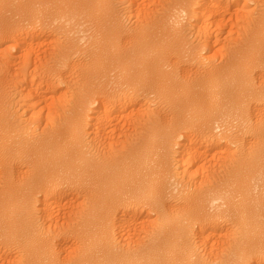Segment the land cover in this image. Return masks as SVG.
<instances>
[{
	"label": "bare ground",
	"instance_id": "1",
	"mask_svg": "<svg viewBox=\"0 0 264 264\" xmlns=\"http://www.w3.org/2000/svg\"><path fill=\"white\" fill-rule=\"evenodd\" d=\"M248 1L0 0V264H264Z\"/></svg>",
	"mask_w": 264,
	"mask_h": 264
},
{
	"label": "rangeland",
	"instance_id": "2",
	"mask_svg": "<svg viewBox=\"0 0 264 264\" xmlns=\"http://www.w3.org/2000/svg\"><path fill=\"white\" fill-rule=\"evenodd\" d=\"M238 1H240V3L242 2L244 5L241 3V4L239 5L240 8H238V6H237V8L234 9V10H236L235 12H240V11H242V13L240 12L241 14H244V12H245V14H246L247 11H248V13H250V12H252V10H253V12L258 10V8L255 10L256 7H254V6H256L255 4H257V3H253V1H248V2H250V3H248V4L245 3V0H243V1H242V0H238ZM257 5H258V4H257ZM249 6H251V7H249ZM257 7H258V6H257ZM244 9H245V10H244ZM237 10H238V11H237ZM239 10H240V11H239ZM254 13H255V12H254ZM254 15L257 16L256 13H255ZM233 27H234V29H232ZM233 27H231V28H229V29H232V31H235V32H232V31H231V33H230V31H229V29H228V30H227V33L225 32V35H226V34H229V33H230V34H233V35H236V30H238V28H240V27H238V28H236L235 26H233ZM235 28H236V29H235ZM241 29H242V28H241ZM193 31H194V30H193ZM193 31H192V32H193ZM228 31H229V32H228ZM192 32L189 31V38H190V40H191V43L194 42L192 45H194V46H198L199 43L197 44V43L195 42V41H197L196 37H195V39H194V35H196V34H195V32H194V35H193ZM225 35H224L223 37H225ZM193 40H194V41H193ZM198 41H199V39H198ZM198 41H197V42H198ZM17 99H18V98H16L15 100H17ZM17 101H18V100H17ZM14 102H15V101H14ZM18 103H19V102H17L16 104H18ZM14 106H17V105H15V103H14ZM15 108H17L19 112H18L17 109H15ZM14 109H15V112H17L16 115L18 114L17 116H18L19 118H20L21 116L24 118V119L22 118L23 121H25V119L27 120L29 117H31V116H30V113L25 112V111H24V108H22L21 106H20V108H19L18 106H17V107H14ZM21 109H23V110L21 111ZM21 112H22V113H21ZM25 113H27V114H25ZM19 114H22V115L19 116ZM24 114H25V115H24ZM23 115H24V116H23ZM29 119H30V118H29Z\"/></svg>",
	"mask_w": 264,
	"mask_h": 264
}]
</instances>
